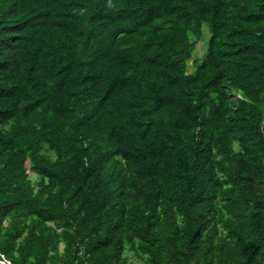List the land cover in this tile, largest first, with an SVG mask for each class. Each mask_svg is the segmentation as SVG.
I'll use <instances>...</instances> for the list:
<instances>
[{
  "label": "trees",
  "instance_id": "1",
  "mask_svg": "<svg viewBox=\"0 0 264 264\" xmlns=\"http://www.w3.org/2000/svg\"><path fill=\"white\" fill-rule=\"evenodd\" d=\"M32 1L0 0L5 259L264 264V0H46L30 34Z\"/></svg>",
  "mask_w": 264,
  "mask_h": 264
},
{
  "label": "clouds",
  "instance_id": "2",
  "mask_svg": "<svg viewBox=\"0 0 264 264\" xmlns=\"http://www.w3.org/2000/svg\"><path fill=\"white\" fill-rule=\"evenodd\" d=\"M31 4H32V7L26 10V12L21 11L22 6H17V10L14 12H12V9H10V14H11V17L15 18V20L19 22L20 28L25 27L26 29L29 28L30 30L31 27H33V30L35 31L40 25H43L42 22L45 18H47V20L49 19L50 17L49 14L51 13V11L48 6L46 7V0H40L39 4L32 1ZM30 34H33L31 30H30ZM202 36H203V32H202ZM202 39L203 41L205 40L204 37ZM206 39L208 40V33H207Z\"/></svg>",
  "mask_w": 264,
  "mask_h": 264
},
{
  "label": "rangeland",
  "instance_id": "3",
  "mask_svg": "<svg viewBox=\"0 0 264 264\" xmlns=\"http://www.w3.org/2000/svg\"><path fill=\"white\" fill-rule=\"evenodd\" d=\"M203 37H204V41H203V39H202V42H200L199 44H198V46L196 47V50H195V52H194V54H193V58H196V59H198V60H200L202 57H203V55H204V52H205V49H206V43H207V33H206V31L205 30H203ZM191 66H192V62L190 61L189 62V64H188V70H187V72H192V68H191ZM29 176L31 177V179H32V182L33 183H35L36 181H37V177H35L33 174H31L30 172H29ZM6 225V224H5ZM62 248V247H61ZM125 259L128 261V262H130V263H133V264H141L139 261H137L134 257H133V255H132V253L131 252H129V251H127L126 253H125Z\"/></svg>",
  "mask_w": 264,
  "mask_h": 264
},
{
  "label": "built area",
  "instance_id": "4",
  "mask_svg": "<svg viewBox=\"0 0 264 264\" xmlns=\"http://www.w3.org/2000/svg\"><path fill=\"white\" fill-rule=\"evenodd\" d=\"M0 263L3 264H11L9 261H7L3 254L0 253Z\"/></svg>",
  "mask_w": 264,
  "mask_h": 264
},
{
  "label": "water",
  "instance_id": "5",
  "mask_svg": "<svg viewBox=\"0 0 264 264\" xmlns=\"http://www.w3.org/2000/svg\"><path fill=\"white\" fill-rule=\"evenodd\" d=\"M0 264H3V263H0Z\"/></svg>",
  "mask_w": 264,
  "mask_h": 264
}]
</instances>
